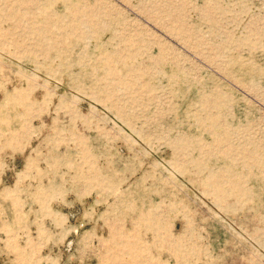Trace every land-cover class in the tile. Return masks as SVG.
I'll list each match as a JSON object with an SVG mask.
<instances>
[{"label":"rangeland","instance_id":"rangeland-1","mask_svg":"<svg viewBox=\"0 0 264 264\" xmlns=\"http://www.w3.org/2000/svg\"><path fill=\"white\" fill-rule=\"evenodd\" d=\"M0 264H264V0H0Z\"/></svg>","mask_w":264,"mask_h":264}]
</instances>
